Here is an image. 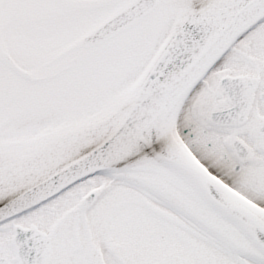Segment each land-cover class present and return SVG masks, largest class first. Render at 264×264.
<instances>
[{"label": "snow or ice", "instance_id": "1", "mask_svg": "<svg viewBox=\"0 0 264 264\" xmlns=\"http://www.w3.org/2000/svg\"><path fill=\"white\" fill-rule=\"evenodd\" d=\"M0 264H264V0H0Z\"/></svg>", "mask_w": 264, "mask_h": 264}]
</instances>
